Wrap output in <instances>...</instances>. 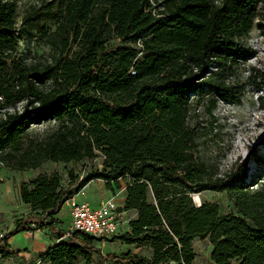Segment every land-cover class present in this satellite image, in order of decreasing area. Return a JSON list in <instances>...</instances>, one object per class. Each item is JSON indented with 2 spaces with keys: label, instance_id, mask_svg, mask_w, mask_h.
Masks as SVG:
<instances>
[{
  "label": "trees",
  "instance_id": "trees-1",
  "mask_svg": "<svg viewBox=\"0 0 264 264\" xmlns=\"http://www.w3.org/2000/svg\"><path fill=\"white\" fill-rule=\"evenodd\" d=\"M17 5L0 0V163L28 171L47 161L103 159L82 181L69 171L68 187L56 173L22 183L21 201L32 211L0 238V255L23 251L8 241L32 224L62 237V206L100 178L114 193L125 181L124 209L138 211L131 231L113 239L152 255H104L94 243L100 239L76 231L42 262L194 264L200 237L212 244L209 264H264V183L248 180L249 158L225 175L211 172L190 123L195 102L207 96L211 107L237 101L227 79L248 60L254 27L264 29V0H51L46 15L56 27H42L41 38L53 56L39 61L30 47L20 51ZM34 125L48 127L31 136ZM212 190L225 192L236 211L194 203L193 194Z\"/></svg>",
  "mask_w": 264,
  "mask_h": 264
},
{
  "label": "rangeland",
  "instance_id": "rangeland-1",
  "mask_svg": "<svg viewBox=\"0 0 264 264\" xmlns=\"http://www.w3.org/2000/svg\"><path fill=\"white\" fill-rule=\"evenodd\" d=\"M50 1L17 0L18 13L15 35L20 51H25L30 47L32 58L38 61L53 56V51L41 38L42 27L50 26L52 31L56 27V23L51 24L46 15ZM258 18L264 21V6L260 8ZM251 33L247 40L252 51L248 60L242 62V65L236 68L227 79L229 84L233 85V94L237 101L219 100L215 107H211L212 98L207 96L204 100L195 102L190 123L199 128L200 137L197 154L209 165L211 172H215L218 176L225 175L236 163H240V159L249 158L247 163L248 180H259L258 182L264 183V161L261 162V159H264V102L260 100L261 97L264 98V92L262 87H257L255 83L257 79L260 86L264 84L262 83L264 82V29L256 25ZM255 68L260 72L258 77L254 76L253 69ZM47 127L48 125H34L29 129V134L41 136ZM100 164L99 158L72 163L47 161L36 169L24 172L16 171L10 177V175L3 174L9 173L10 168L4 167L0 163L3 178L4 176L11 178L3 182L0 181V223L3 224V234L9 233V228L16 225L15 221L29 212V208L23 204L20 198L19 188L22 181L25 180L26 183H29L40 174L48 173L51 175L56 173L61 176V185L68 187L72 182L69 171H73L74 176L81 180L100 170ZM259 173L262 176L257 178ZM98 183L99 181H94L88 191L94 189L98 192ZM7 185H13L8 192L6 191ZM125 186L126 182L123 181L121 189ZM121 189H117L114 195L120 196ZM198 197L201 202L204 200L217 202L222 214L236 211L233 202L230 201L225 192L204 191L199 193ZM62 207L60 214L65 218L64 222L67 224L70 220V208L67 204ZM32 226L36 227L35 224ZM94 243L104 255L110 252L122 254L132 251L150 257L152 253L145 247L129 245L120 240H114L113 237L95 240ZM194 248L199 252L194 264H209L211 245L209 246L205 239L198 238ZM92 264H99V262L96 259Z\"/></svg>",
  "mask_w": 264,
  "mask_h": 264
},
{
  "label": "crops",
  "instance_id": "crops-1",
  "mask_svg": "<svg viewBox=\"0 0 264 264\" xmlns=\"http://www.w3.org/2000/svg\"><path fill=\"white\" fill-rule=\"evenodd\" d=\"M1 168H3V167H1ZM14 172H16V170H11L9 173L5 172L3 174L4 175H10V177H11V176H13ZM17 172H24V171H17ZM10 177L4 176V178H3V176L1 175V171H0V181L1 182L6 181L8 179L10 180L11 179ZM96 180L99 181V183H98L99 184L98 185L99 186V189H98L99 193L94 191V189L88 191L90 185ZM22 183H26V181L24 180V181H22ZM13 185H14V182H13ZM13 185H7L6 191L8 192L9 190H11ZM20 185H21V183H20ZM85 191H86V194L84 196H79V199L86 201L89 204L94 205V206H97L98 204H100L102 201L106 200L109 197L115 196L114 192H112L111 190H108L106 188L105 181L103 179H100V178H95V179L91 180L90 184L86 186ZM116 196H117L116 199H117L119 205H121L124 208L126 206L125 205V200H126V189H125V187L121 189V195L119 196L117 194ZM65 204H67V203H65ZM24 205L29 208V212L32 211V208L30 205H27V204H24ZM29 212L27 214H29ZM60 213H61V210H60ZM60 213L57 215V218L61 222L57 223L56 226L59 229H63V233H65L66 229L71 224V222L69 220L68 223L65 224V222H64L65 218L62 217V215ZM137 216H138L137 210L123 209L124 223L122 224V226L120 228V230H121L120 234H122V232H130L131 231L130 223L132 221L136 220ZM69 218L71 219L70 216H69ZM15 223H16V221H15ZM32 225L28 226L25 231L16 233L14 236H11L9 238L8 243L11 246V248H13V249L21 248V249H23V251L19 252L14 257H11L8 259L3 258L0 255V264H48V263H44L41 261V255L44 254L48 249L52 248L57 243H59L61 241V237H59L56 233L52 232L51 230H49L47 228L45 230H41V229H38L36 227H33ZM15 227H16V225H14L12 228H9L8 231L14 230ZM0 233H3V224H1V223H0ZM198 238H200V237H198ZM198 238H196L194 240V247L196 245V240ZM205 240L207 241V243H209V246L211 245V248H212V244L210 242V239L205 238ZM195 250L197 253V257H196V259H197L199 252L197 251V249H195ZM212 251H213V248L211 250V253H212ZM151 255H152V253L150 254V256ZM107 262H110V261H107ZM107 262L104 261V262L99 263V264H103V263H107ZM82 263H85V262L80 261L77 264H82ZM111 263H113V262H111ZM113 264H115V263H113Z\"/></svg>",
  "mask_w": 264,
  "mask_h": 264
},
{
  "label": "built area",
  "instance_id": "built-area-1",
  "mask_svg": "<svg viewBox=\"0 0 264 264\" xmlns=\"http://www.w3.org/2000/svg\"><path fill=\"white\" fill-rule=\"evenodd\" d=\"M217 1L221 2L222 0ZM138 47H142L141 41L138 42ZM131 73L133 75L135 71ZM99 159H103V157L100 156ZM86 186L77 188L75 194L66 201L70 208L71 224L68 226L61 239L68 238L69 234L76 231L85 232L100 240L119 235L121 233L120 228L124 223V208L119 205L116 199L117 197H109L97 206L91 205L79 199V196H84L86 194ZM197 195H199V193L192 195L193 201L197 206H200L202 203L200 199H196ZM2 237H4V234L0 233V238Z\"/></svg>",
  "mask_w": 264,
  "mask_h": 264
},
{
  "label": "bare ground",
  "instance_id": "bare-ground-1",
  "mask_svg": "<svg viewBox=\"0 0 264 264\" xmlns=\"http://www.w3.org/2000/svg\"><path fill=\"white\" fill-rule=\"evenodd\" d=\"M198 196H199V195H197V198H196L197 200L200 199Z\"/></svg>",
  "mask_w": 264,
  "mask_h": 264
}]
</instances>
